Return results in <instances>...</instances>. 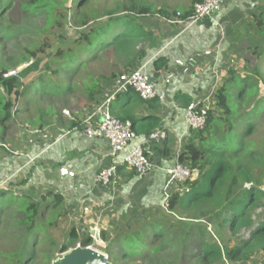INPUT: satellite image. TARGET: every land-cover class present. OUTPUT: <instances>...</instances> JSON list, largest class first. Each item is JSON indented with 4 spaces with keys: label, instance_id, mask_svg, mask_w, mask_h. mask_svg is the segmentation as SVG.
Wrapping results in <instances>:
<instances>
[{
    "label": "trees",
    "instance_id": "obj_1",
    "mask_svg": "<svg viewBox=\"0 0 264 264\" xmlns=\"http://www.w3.org/2000/svg\"><path fill=\"white\" fill-rule=\"evenodd\" d=\"M95 1L79 0L77 8L71 11L63 9L54 0H0V127L5 129L7 123L13 122L15 116L22 112L21 109H25V102L31 93L33 96L38 93L35 97L39 101H43V96L48 95L50 98L60 97L63 102L79 89L95 106L100 101L98 98L103 97L107 82L112 84L122 72L131 71L143 63L145 45L152 41V33L141 23L140 18L149 14L150 7L143 0H125L126 3H121L117 9L101 15L95 10L88 12L86 9ZM197 1L193 0L191 8L181 13L183 20L191 16L192 6ZM159 12L163 16L166 15V12ZM175 13L173 12V16ZM68 17L72 26L78 30L77 37L68 47L58 46L55 52H48L54 45L57 46L58 40H62L63 35L60 32L68 25ZM121 22L125 23L123 30L118 29ZM209 23L204 22V25L210 28ZM110 25H113V34L107 31ZM240 33L238 46L235 48L237 60L234 61L232 57L233 64H225L226 72L213 92L212 107L208 110L205 127L201 131H190L176 159V163L195 171L197 177L175 186L165 204V211L178 218H186L189 223L199 221L211 224L214 216L221 213L219 226H222L228 238L224 240V236L219 234L218 240L215 241L206 230L200 229L197 234L189 236L176 251L180 258L179 264L245 262L264 255V191L257 188L261 182L258 176L264 172V9L254 13L251 22L247 23ZM29 34L39 39L40 44L24 47L14 65H4L2 61L8 54L7 49L18 48L20 40ZM91 50L95 51V54L88 66L103 59L113 58L115 65L121 67V71L111 72L108 79L89 75L88 66L82 64L81 58L77 59L76 56L79 52L88 54ZM28 63L27 67H23ZM77 63V68L66 75L68 84H64L63 72ZM21 67L23 68L20 69ZM44 67L40 77L35 79ZM14 71H17L15 75L5 77ZM85 71L86 80L82 79L83 85L80 86L74 78H80L81 73ZM150 72L153 79L168 73L169 59L161 55L153 59ZM87 80L90 82L87 83ZM32 86H35L33 90ZM175 100H180L184 110L195 102L184 94L176 96ZM20 101L22 104L18 106ZM112 104L110 110L113 117L129 121L136 137L144 136L148 139L162 130L161 122L154 114L145 116L144 113H136V110L142 107L155 112L159 105L156 100L143 101L129 90L124 95L122 104L115 109ZM49 114L51 118L56 117L54 122L59 125L63 119L61 111L57 114L55 109L51 108ZM69 123V129H79L80 125L76 126L72 121ZM34 124L29 122L31 127H34ZM258 124L259 131L262 129L260 141L255 140V136L259 134ZM37 127L41 128V124H37ZM163 153H170V149H164ZM236 184L251 186L249 189H243L240 199L228 205L236 190ZM7 194L10 198L17 199L15 202L8 200V203L1 207L0 228L2 219L6 222L7 218H13L18 213L23 217L18 219L17 232L24 233L22 248L14 254H4L5 260L8 264H51L54 259L49 253L42 254L41 261L36 262L40 245L37 237L32 245V253L27 252L28 247H25L29 234L41 226L36 225V216L40 209V204L35 200L36 194L29 191L15 194L10 187L0 188L1 198ZM18 198H22L23 202L26 199L25 206H18ZM52 198L55 200L53 208H57L59 201L51 190L45 193L41 202ZM238 208L240 209L237 210ZM144 218H139L140 223L144 221L141 228L150 229L152 235L141 243L139 247L143 250L138 253L128 254L117 241L118 234L113 233V236L107 238V233L101 231L106 244L116 246V255L105 252L107 261L115 264L113 261L119 257L120 261L138 258L141 261L151 259L158 263L167 258L166 263H170L171 256L176 254L172 249L178 239H165L160 226L157 225L156 228V222L148 223ZM24 224H27L26 227H22ZM124 227L125 230H121V239L128 238L127 242L135 239L134 233H129L132 229L130 224ZM86 235L87 233L82 235L84 238L79 242L82 246L91 241ZM77 241L75 238L68 239L67 248L77 244Z\"/></svg>",
    "mask_w": 264,
    "mask_h": 264
},
{
    "label": "crops",
    "instance_id": "obj_2",
    "mask_svg": "<svg viewBox=\"0 0 264 264\" xmlns=\"http://www.w3.org/2000/svg\"><path fill=\"white\" fill-rule=\"evenodd\" d=\"M263 9L264 0H225L221 11L212 20L206 19L188 29L166 24L162 19L170 12L164 16L160 15V12L157 13L159 15H156L157 20L170 27L168 32L170 29L179 30L177 37H173L175 40L161 39L155 30L145 26L152 33V41L145 45V59L140 66L145 65L150 71V63L153 59L160 55L166 56L169 59L168 74L171 75V80L164 88L165 100L159 103L155 112L142 107L137 109L136 113L137 115L144 113L145 116L154 114L161 122L160 132L165 133L166 137L145 139L144 136H135L117 159L122 160L136 147L143 148L148 152L154 165L147 175L137 176L133 170L122 165L110 186L95 187V175L111 163L108 157V143L106 140L88 139L76 127L72 129L68 127L70 121L76 126H81L82 122L91 116L94 102L89 101L86 96L88 102L82 103L78 108H70V113L63 116L59 125L50 122L49 128L55 134L51 142H43L39 139L37 144L35 142L24 144L21 146L20 155L17 156L15 152L16 156L8 155L4 158L6 164L2 171L10 172L12 179L19 178V173H22L24 180L20 183L21 190L23 185H27L31 193L37 195L41 186L49 188L46 192L50 190L53 192L55 199L59 201L58 207L64 203L72 206L74 204L78 206L79 202L91 203L88 209L84 207L87 209L85 213L88 218L87 223L89 226H97L105 233L116 230L119 224L122 227L124 223L121 221L127 214L147 210L150 215L151 209L162 208L164 169L176 163L180 149L190 134L184 120L185 110L180 100H175V97L184 94L192 101L198 100L202 103V100L197 98L203 97L207 91L212 93L210 91L214 86L213 81L219 78L218 73L213 72L210 75V72H207L209 66L213 62L220 66L223 58L238 56L235 48L238 46L237 39H240V32L247 23L251 22L254 13ZM150 14L151 12L141 17L140 21L145 20ZM204 22H210V28H207ZM212 44L214 46H211ZM177 62H180L181 66H177ZM185 68L189 71L183 73ZM111 85L107 82L104 94L111 91ZM159 142L162 143L161 146ZM166 148L170 149V153H163ZM63 169L68 170V174L62 177ZM70 172L74 174L72 177L69 176ZM243 189L245 190L244 184H236V190L231 195L228 205L240 199ZM220 215L221 213L216 214L214 219H219ZM105 223H110V228H106ZM110 235L113 236V233ZM252 260L255 264H264V255L256 256Z\"/></svg>",
    "mask_w": 264,
    "mask_h": 264
},
{
    "label": "rangeland",
    "instance_id": "obj_3",
    "mask_svg": "<svg viewBox=\"0 0 264 264\" xmlns=\"http://www.w3.org/2000/svg\"><path fill=\"white\" fill-rule=\"evenodd\" d=\"M54 2L61 6L63 9L67 8L68 10L71 9L75 10L77 8V4L79 0H54ZM145 4H147L150 8L151 14L149 17L145 18L142 23L144 26L149 27V29H153L157 32L159 38L164 39V40H172L173 37H175L178 33L179 30L174 29L172 31L170 29L169 31V26L162 24L157 20V16H159L157 13H159V10L163 12H186L191 8L192 5V0H143ZM121 3H126L125 0H96L94 3L92 2L88 7L86 8L88 12L95 10L97 14H104L106 11H111L115 10L118 8V6ZM60 7V8H61ZM193 8V6H192ZM166 9V10H165ZM165 10V11H164ZM169 13V14H170ZM161 15V14H160ZM69 23L66 26V28L60 32L63 37L62 40H58L56 42V45L52 49H50L48 52H55L57 49L56 47L58 46H65L68 47L72 42H74L75 38L77 37L78 30H76L72 26V22L70 20V17H68ZM95 24V23H94ZM125 23L121 22L118 25V29L125 28L124 27ZM169 27V28H168ZM182 28V27H181ZM177 32L173 34L175 31ZM108 33L113 34L114 29L113 25H110L107 28ZM177 37V36H176ZM175 37V38H176ZM175 38L173 40H175ZM32 44H40V40L29 34L23 37L20 42L18 48H8V54L5 55L3 59V64L5 65H11L15 64V62L20 58V52L24 47H30ZM211 46H214L212 44ZM95 54V51L91 50L89 51L88 54L86 52H79L76 58L78 59L79 57L81 58L82 64L84 63L85 66H88L90 59L92 56ZM91 55V56H89ZM232 56V55H231ZM223 57V55H222ZM10 59L9 61H6ZM225 59V60H224ZM236 61V57H233ZM222 64L219 66V64H211L209 66V70L207 71L208 73L210 72V75L215 72L216 74L218 73L219 77L217 80L213 81L212 86V91L214 92L216 86L219 84L221 78H223L225 72H226V66L233 64V60L231 57L227 56L223 58ZM224 64V65H223ZM241 62L238 63L240 67ZM28 64H24V67H27ZM79 64L77 63L76 65H73L72 67H68L69 69L65 70L63 72V78H64V84H68V78H66V75L69 74L70 72L74 71ZM177 66H181L180 62H177ZM120 66L115 65V59L110 58V60H100L94 64H91L88 66V73L89 75H92L93 77H98V76H103L104 78L108 79L110 76V73L113 71H121ZM235 68V67H234ZM45 67L43 70H41L38 75H36L35 79L37 77H40V74L44 71ZM189 70L185 68L183 70V73L188 72ZM201 71V70H200ZM223 73V74H222ZM87 75V71L82 72L80 78H74L76 82L81 86L83 85L82 79H85V76ZM215 76H213L214 78ZM86 80V79H85ZM90 82V80H87V83ZM170 83V82H169ZM112 86V85H111ZM35 86H32L31 90L34 89ZM111 90H113L111 88ZM38 93H35V95ZM211 94L209 91H207L204 94V98L200 97L197 98L199 100H202V105H209L211 104ZM35 95L31 93L25 102V109H21L22 112L19 115H16L13 122L7 123V127L3 129L0 127V139L2 134V140L3 142L0 141V188H12L15 194H21L22 192H25L23 190H29L31 193L32 191L30 188H27V185H23L21 190V182L24 180V175L22 173H19V178H13L12 179V174L10 172L2 171L4 168V164H6V161H4L5 157L8 155H20L21 152V146H24V144H32V142H35L37 144V140H41L43 142L48 141L51 142L50 140L55 137V134L51 132V126L50 122L56 120V117L54 118L50 116L49 110L52 108L55 109V113H70V108H78L82 103L88 102L87 98L85 95L82 93L81 90L76 89L73 94H70V96L67 97L66 101L63 100L61 102L60 97H51L48 95H44L43 97L45 98L43 101H39ZM43 95V94H41ZM118 98V97H117ZM65 99V98H64ZM36 100V101H35ZM124 102V96H120L118 101L116 103L112 104V108H116L118 105L122 104ZM63 103V107H61V104ZM198 103V100L196 101ZM264 103V102H263ZM261 103V105H263ZM22 104V101L18 103V106ZM212 105V104H211ZM27 110V111H25ZM113 114V113H112ZM63 116H65L63 114ZM34 122V127H31L29 125V122ZM37 124H41V128L37 127ZM260 124H258V127ZM242 128V127H241ZM258 131L260 129L257 128ZM261 133L262 129L259 131V134L255 136L256 141L261 140ZM175 143V142H174ZM174 143H172L174 145ZM160 146V142L158 143ZM129 145V144H128ZM175 146V145H174ZM15 155V156H16ZM10 166L11 163H10ZM259 179L261 180L260 185H258V190L264 191V172H261L259 174ZM9 178V180L7 179ZM15 185V186H14ZM175 187V186H174ZM173 187V188H174ZM49 188L41 186L39 189L38 194L35 197V200L40 204V209L39 212L36 216V225H41L36 228V231H33L32 233L29 234L28 236V244H25V247L27 246V252L32 253L33 248L32 245L34 244V241L36 237L39 239L40 245L37 250L38 254V259L37 263L41 261L43 258V255H46L49 253V255L55 260L57 258H61L63 255L67 254L70 250L74 249L77 247V244L83 239L82 235L80 234V230L85 228L83 226L82 220H88L87 216H85L84 212V207L88 209V206L90 207L92 204L89 202H79L78 206L76 204L68 205V203H64L61 206L57 208H53L54 200L49 199L46 202H41V196L44 195V193L48 190ZM28 192V191H27ZM170 193V192H169ZM17 199V198H16ZM14 197L10 198V195H6V197L1 198L0 196V210L1 207L6 205L9 201H16ZM85 199V198H82ZM18 202L20 205L19 207L25 206L26 199L18 198ZM81 208H80V205ZM83 205V207H82ZM15 207H13L14 210ZM238 208L237 210H239ZM151 214L149 215V212L147 210L143 211H138L136 214H127L125 217H123L121 222L124 223V225L121 227L120 224L118 225V228L116 230L110 231V233L118 234V239L117 241L123 245V249L129 254V253H134V252H140L143 250V248H140L141 243L146 241L145 239L150 237L152 235L150 229L149 230H142L141 226H143L144 221L140 223L139 218L145 217L144 219L148 221V223H155L156 225L154 227L160 226V230L164 232L165 239H169L172 237H176L178 240V243L175 244L174 248L172 251H177L181 245L186 241V239L193 235L197 234L199 230H206L208 232V235L212 237L213 240H218L217 235L224 236V240H227V235L225 234L224 230H222V226L220 225L221 220L220 219H213L211 220V224H207V222H199L198 224L190 225L189 223L186 222H181V220H186L184 218H178L172 213H169L165 211V208H159V209H151ZM144 213V214H142ZM90 216V214H88ZM147 215V216H146ZM22 214L16 213L13 218H7L6 222L5 219L1 220V228H0V264H8L7 261L5 260L4 254H9V253H16L22 248L23 246V241H22V235L24 232L20 231L17 232L16 226H18V219H22ZM182 217V216H181ZM185 217V216H184ZM221 218V217H220ZM102 220L104 218H101ZM209 222V221H208ZM119 223V222H118ZM130 224L131 231L129 233H134L135 239L130 240L127 242V239L122 240L123 236L121 234V230H125L126 225ZM142 224V225H141ZM27 224L22 225V227H26ZM89 225V224H88ZM106 228H110L111 224L110 223H105L104 224ZM158 225V226H157ZM219 232V233H218ZM107 238H110L111 235L106 231ZM128 233V232H127ZM128 233V234H129ZM218 233V234H217ZM88 237V234L86 235ZM75 238L77 239V244L71 245L70 248H67L66 241L68 239ZM122 238V239H121ZM230 245L232 243L230 242ZM229 245V247H230ZM116 246L113 244H110L106 247L104 252L111 254L114 253L116 255ZM174 252V253H175ZM43 254V255H42ZM170 255V254H169ZM177 252L174 255L171 256V260L169 264H179L180 263V258L177 256ZM255 258V257H254ZM253 258V259H254ZM167 258L163 262H158L154 263L151 259L141 261L140 259H134L131 258V260H126V261H120L119 257H116L115 261H113L115 264H168L166 263ZM226 264H255L253 263V260L251 261H245V262H227ZM257 264V263H256Z\"/></svg>",
    "mask_w": 264,
    "mask_h": 264
},
{
    "label": "built area",
    "instance_id": "obj_4",
    "mask_svg": "<svg viewBox=\"0 0 264 264\" xmlns=\"http://www.w3.org/2000/svg\"><path fill=\"white\" fill-rule=\"evenodd\" d=\"M225 0H198L193 4L192 14L187 20L181 18V12H176L173 16L171 12L167 17H163V21L169 26L182 27L188 29L191 26L202 22L206 19L212 20L223 7ZM24 67V66H23ZM21 67L20 69H22ZM18 69V70H20ZM17 70V71H18ZM17 71L10 72L5 75L9 77L15 75ZM171 75L168 73L162 74L160 77L153 79L150 71L145 65H141L128 72H122L112 82L110 92L104 94L103 98L93 107L92 114L84 122H82L78 131H80L88 139L106 140L109 147L110 165L101 169L94 178V185L97 188H106L111 185L113 178L117 173L118 166H125L129 170H133L137 176L143 177L154 168V165L145 151L141 147H136L129 154L125 155L122 160H118V155L128 146L135 138L131 123L129 121H121L113 117L110 106L117 100L120 94H125L129 90L136 93L143 101L156 100L159 103L165 100L164 88L169 84ZM211 94V104H212ZM202 105V103L193 102L185 110L184 120L189 131L197 132L203 130L206 124L208 110L212 105ZM67 116V113H63ZM166 137L165 133L159 132L150 137V139H160ZM146 153V154H145ZM165 182L163 188L162 208L165 204L174 186L184 184L187 181H192L197 177V173L191 170L188 166L175 163L173 166L164 169ZM74 174L69 173L72 177ZM251 185H245V189H249ZM87 209H84L86 213ZM82 220L85 228L80 230V234H88L90 243L82 246L80 243L77 247H85L95 250L103 254L107 260V255L104 252L106 242L101 236V230L97 226H89L86 220ZM181 222L189 223L186 220ZM190 225L198 224L197 222L189 223ZM90 231L94 233L90 235Z\"/></svg>",
    "mask_w": 264,
    "mask_h": 264
},
{
    "label": "water",
    "instance_id": "obj_5",
    "mask_svg": "<svg viewBox=\"0 0 264 264\" xmlns=\"http://www.w3.org/2000/svg\"><path fill=\"white\" fill-rule=\"evenodd\" d=\"M62 177L68 174V170L63 169L61 171ZM90 231V235L93 234ZM109 243H107V246ZM51 264H111L106 260L105 256L95 250L76 247L70 250L67 254L61 258H57L51 262Z\"/></svg>",
    "mask_w": 264,
    "mask_h": 264
},
{
    "label": "clouds",
    "instance_id": "obj_6",
    "mask_svg": "<svg viewBox=\"0 0 264 264\" xmlns=\"http://www.w3.org/2000/svg\"><path fill=\"white\" fill-rule=\"evenodd\" d=\"M116 102V101H115ZM161 139V138H160ZM194 222H197V223H199V221H194ZM106 246H107V244H106Z\"/></svg>",
    "mask_w": 264,
    "mask_h": 264
}]
</instances>
